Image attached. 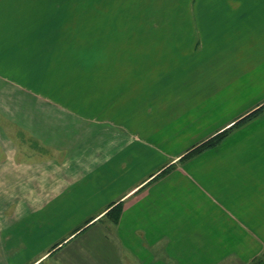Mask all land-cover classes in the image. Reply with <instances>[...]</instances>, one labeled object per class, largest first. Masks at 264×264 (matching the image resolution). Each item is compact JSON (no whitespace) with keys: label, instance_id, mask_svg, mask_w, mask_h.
I'll return each mask as SVG.
<instances>
[{"label":"crops","instance_id":"0c3cea01","mask_svg":"<svg viewBox=\"0 0 264 264\" xmlns=\"http://www.w3.org/2000/svg\"><path fill=\"white\" fill-rule=\"evenodd\" d=\"M150 1L0 0V221L46 241L32 264H264V111L232 129L264 105V0H178L147 26ZM216 61L213 89L149 75L132 117L113 76L89 101L70 65Z\"/></svg>","mask_w":264,"mask_h":264},{"label":"rangeland","instance_id":"374dc122","mask_svg":"<svg viewBox=\"0 0 264 264\" xmlns=\"http://www.w3.org/2000/svg\"><path fill=\"white\" fill-rule=\"evenodd\" d=\"M178 0H151L148 3V13L146 11V25L151 26L154 23L157 22L158 16L162 13V17L165 20V18L170 17V12L173 8L177 6ZM209 1V0H208ZM222 2V0H210V7L219 5ZM204 6V5H203ZM202 6V7H203ZM215 8V7H213ZM164 24V22H160ZM164 28V25H163ZM180 31V29L178 30ZM149 37H153L154 32L153 31H146L145 32ZM170 31H164L163 32V39L168 37H171ZM191 33L189 32V38H194V36H190ZM170 39V38H168ZM222 48L218 47H205V49H202L201 47L198 48V52L196 55H207V56H217L221 55ZM72 67V72L75 73L80 71H83L84 78L87 76L86 79H83L82 82H84V85H82L81 88V96L83 98H89V101H92L93 99L97 100L98 103L103 102L102 99L107 95V93H113L112 95L115 100H117L116 97L122 95L120 93V90H122L123 96L120 101H126L128 107H130V115L129 117L134 116V114L139 110L138 107H140L139 99L142 97V90L144 88H149V75H153L159 71L162 73L169 72L170 69H173L176 67V70H184L183 72H186L187 79L191 83L195 84H202L201 86L198 85H191V88L196 87H202L203 86V78H200L197 73L200 71V68H203L205 71V75L210 78V87L217 88L220 84V80L218 79V76L222 79V70L228 69L231 64L229 63H221V62H191L189 63H174V64H157V63H132V64H92V63H83V64H70ZM181 66V67H177ZM81 67V68H80ZM92 67H94V70L92 71ZM160 68V70L158 69ZM222 68V69H221ZM68 70H70L68 68ZM175 71V69H174ZM91 72H95L96 77L98 78L91 83ZM232 73V72H230ZM220 74V75H219ZM111 76L114 77L112 80V83L109 86V89L107 93H104L102 91V82H106L107 78H111ZM190 76H193L192 79H190ZM188 80H179V82H186ZM80 80L77 79V82ZM111 82V79L108 80ZM114 82V83H113ZM189 83V82H188ZM189 86V85H188ZM107 97V96H106ZM137 101V102H136ZM124 103V102H123ZM139 104V105H135ZM120 106L116 105L114 109V114H120V111L118 110ZM123 109V106H121ZM117 118V117H116ZM130 120V119H128ZM141 147L139 144L135 145V148ZM144 149V148H143ZM148 149V148H145ZM138 150V149H136ZM39 161V160H37ZM6 214H4V220L5 218L10 217L11 214V208L10 210L5 211ZM117 215V209L112 210L110 213V216H116ZM1 216V214H0ZM2 217V216H1ZM114 220V219H113ZM8 224L5 230H3V224L0 221V264H32L36 260H40V258L44 257L43 253H45V246L43 247L42 243L46 242L43 240H32L28 237L21 238L20 235L22 231H13L10 227V223ZM55 227V224H50V228ZM45 232V229L41 227L36 228L35 234H42ZM52 241V239H50ZM33 242V244H29V247L26 243ZM35 249L36 252L41 251L42 253L36 255H31L30 249ZM45 251V252H44Z\"/></svg>","mask_w":264,"mask_h":264},{"label":"trees","instance_id":"16d2710c","mask_svg":"<svg viewBox=\"0 0 264 264\" xmlns=\"http://www.w3.org/2000/svg\"><path fill=\"white\" fill-rule=\"evenodd\" d=\"M264 111V105L261 106L260 108H258L257 110L253 111L251 114H249L248 116H246L244 119H242L240 122H238L237 124L234 125V128L242 125L243 123L249 121L250 119L252 118H255L257 116H259L262 112ZM232 129H229L217 136H215L214 138L210 139L209 141L203 143L201 146L195 148L192 152H190L185 158H183L184 160L188 159L189 157H193V156H196L202 152H204L205 150H208V149H211L215 146H217L221 141H223L227 136L228 134L230 133V131ZM117 209V214L119 215L120 213V209L119 208H115L114 210ZM112 212V211H111ZM110 212V213H111ZM109 212L107 213L110 214Z\"/></svg>","mask_w":264,"mask_h":264}]
</instances>
